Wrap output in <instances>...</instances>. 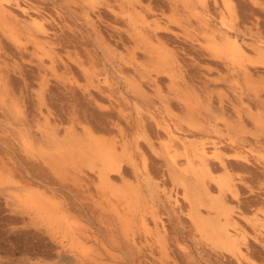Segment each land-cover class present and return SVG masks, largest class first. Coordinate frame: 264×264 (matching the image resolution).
<instances>
[{
  "label": "rangeland",
  "instance_id": "obj_1",
  "mask_svg": "<svg viewBox=\"0 0 264 264\" xmlns=\"http://www.w3.org/2000/svg\"><path fill=\"white\" fill-rule=\"evenodd\" d=\"M114 263L264 264V0H0V264Z\"/></svg>",
  "mask_w": 264,
  "mask_h": 264
},
{
  "label": "bare ground",
  "instance_id": "obj_2",
  "mask_svg": "<svg viewBox=\"0 0 264 264\" xmlns=\"http://www.w3.org/2000/svg\"><path fill=\"white\" fill-rule=\"evenodd\" d=\"M143 1V0H142ZM18 2V1H17ZM24 2V1H23ZM218 2V1H217ZM22 3V2H21ZM13 4V3H12ZM5 6V5H4ZM95 11V10H94ZM22 14V13H21ZM93 15V14H92ZM27 17V16H26ZM39 17V16H38ZM40 20V19H39ZM38 25H40L41 26V24H38ZM40 26H38V27H40ZM237 41V40H236ZM229 47H221V46H216L215 47V52L216 53H229L236 61H239V60H242V58H243V54H242V52H240L239 50H237L235 47H233V46H231V45H228ZM231 46V47H230ZM242 47V46H241ZM244 48V47H243ZM248 50V49H247ZM247 52V51H246ZM240 62V61H239ZM56 64V63H55ZM56 67V66H55ZM67 72V71H66ZM180 140V139H179ZM181 141H183V140H181ZM185 142V141H184ZM183 142V143H184ZM187 143V142H186ZM215 143V142H214ZM185 144V143H184ZM207 144V143H206ZM195 145H197V144H195ZM216 145H217V143L215 144V146H208V144H207V147L205 146V142H203V143H201L198 147L196 146L195 148H196V151L194 152V154H193V156L195 157V158H197L200 162H199V168L198 169H196V170H194V163L195 162H193V158H192V156L191 155H188V153L187 152H183V153H186V159H187V165H188V168L190 169V170H193V171H195L196 172V174H197V176L198 177H200V178H202V177H210L211 179H214V177L212 176V174H211V172H213L212 170H211V172L208 170V168H207V164H206V161L208 160L207 158L209 157L210 158V155H212V154H214L215 152H217L218 151V147H216ZM177 146H178V144H177ZM180 146H181V144H180ZM184 146V145H183ZM189 146V145H188ZM192 146H194V145H192ZM173 147V146H172ZM182 147V146H181ZM179 148V146L177 147L178 149H182V148ZM209 147V148H208ZM211 147V148H210ZM223 147V146H222ZM226 148V147H225ZM177 149V150H178ZM219 149H220V147H219ZM173 150V149H172ZM177 150H175V151H177ZM221 150V149H220ZM225 150V149H224ZM235 150H238V149H235ZM107 151H109V150H107ZM189 151H190V149H189ZM180 152H182V151H180ZM240 152H241V149H240ZM245 152V151H244ZM237 153H238V151H237ZM169 154H171V152H169ZM178 155V154H177ZM242 155H244L243 154V152H242ZM102 161H103V163L105 162L106 164H110V159H109V157H108V155L107 154H105L102 150L99 152V154L97 155ZM247 156V155H246ZM221 157V156H220ZM220 157H218V158H220ZM223 157H224V155H223ZM223 157L221 158V159H219V162L221 163V164H223V160L225 161L226 159H223ZM212 159V158H211ZM210 159V160H211ZM247 159H248V157H247ZM209 160V161H210ZM184 162V161H183ZM208 163V162H207ZM212 163V162H211ZM179 164V163H178ZM209 164V163H208ZM219 165V164H218ZM225 165H226V163H225ZM245 165V164H244ZM212 166V165H211ZM209 167V166H208ZM221 167V166H220ZM195 168H197V167H195ZM212 168V167H211ZM210 168V169H211ZM224 168V167H223ZM234 168V167H233ZM188 169V170H189ZM216 169V168H215ZM215 169H213V170H215ZM220 169V168H219ZM228 169V168H227ZM226 169V170H227ZM247 169V168H246ZM222 170V169H221ZM213 173H215V172H213ZM261 173V172H260ZM241 179V178H240ZM208 180V179H207ZM232 180H233V178H232ZM199 181V180H198ZM205 181H206V179H205ZM209 181V180H208ZM217 181V183H218V187H220V188H225V187H230L231 188V185L232 184H230V182L228 181V178L226 179V178H221V179H218V180H216ZM199 182H201V181H199ZM201 184V183H200ZM210 184V183H209ZM235 184V183H234ZM233 184V185H234ZM205 185H207V184H205ZM215 190V189H214ZM227 190V189H226ZM223 191V190H222ZM37 194H39V193H37ZM37 194H35V195H37ZM173 194V193H172ZM171 194V195H172ZM39 196V195H38ZM37 196V197H38ZM37 200H35V202H36ZM36 203H38V202H36ZM232 203V202H231ZM39 204V203H38ZM220 207V206H219ZM225 207V206H224ZM228 207V206H227ZM223 208V207H222ZM213 209V208H212ZM206 210V209H205ZM207 211V210H206ZM220 211V210H219ZM213 213V212H212ZM223 213V212H222ZM220 214H221V212H220ZM223 215V214H222ZM226 215H229V213H228V211H226ZM232 216H234L233 214H231ZM230 215V216H231ZM218 217V216H217ZM233 218H235V217H233ZM210 219H212V218H210ZM222 219V218H221ZM220 219V220H221ZM234 221V220H233ZM233 221H231L230 219H228L227 220V224H226V226L225 227H222V228H219V229H217V228H214L211 224H206V225H204L203 227H202V230L204 231V233H207V234H210V235H212V236H214L216 239H218L221 243H223L224 245H228L229 246V248L230 249H232V250H236L237 252H241V249L240 248H243V247H239L238 246V243L236 242L237 241V238H236V236H238L239 235V230H238V226L236 227L235 226V223L233 222ZM218 222V221H217ZM223 223V222H222ZM224 224V223H223ZM164 225V224H163ZM224 226V225H223ZM219 227H220V225H219ZM228 227H230V228H228ZM246 227V226H245ZM166 229V228H165ZM86 235V234H85ZM84 235V236H85ZM258 236V235H257ZM248 238V237H247ZM95 241V240H94ZM93 241V242H94ZM220 247V246H219ZM251 252V251H250ZM89 262V261H88ZM87 262V263H88ZM114 264H116V263H114Z\"/></svg>",
  "mask_w": 264,
  "mask_h": 264
}]
</instances>
